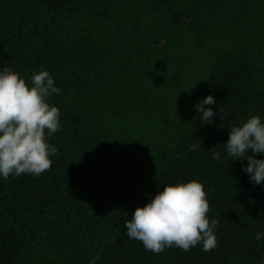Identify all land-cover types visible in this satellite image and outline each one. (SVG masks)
I'll use <instances>...</instances> for the list:
<instances>
[{"label": "trees", "instance_id": "16d2710c", "mask_svg": "<svg viewBox=\"0 0 264 264\" xmlns=\"http://www.w3.org/2000/svg\"><path fill=\"white\" fill-rule=\"evenodd\" d=\"M173 28L192 51L211 52L216 116L201 122L193 111L171 146L150 150L136 134L169 106L170 87L159 92L156 81H166L171 61L157 60L153 44L175 41ZM4 68L30 87L34 71H49L61 94L47 102L60 109L61 128L48 140L58 149L49 171L0 176V264H264V238L254 242L264 232V184L251 183L241 170L248 161L224 146L233 125L253 115L264 122V0H0ZM155 167L139 196L137 183ZM192 180L219 220L214 250L154 254L129 238L137 208Z\"/></svg>", "mask_w": 264, "mask_h": 264}, {"label": "clouds", "instance_id": "9594fccd", "mask_svg": "<svg viewBox=\"0 0 264 264\" xmlns=\"http://www.w3.org/2000/svg\"><path fill=\"white\" fill-rule=\"evenodd\" d=\"M54 94H61V89L47 70L33 72L31 87L18 72L9 68L0 71V176L5 180L25 173L39 177L51 169L50 157L57 155L58 149L48 140L61 128L60 109L47 102ZM214 104V96L209 95L195 105L201 122H212L216 112L209 106ZM219 113L222 120L227 116L220 107ZM218 146L210 152L216 161L220 160ZM224 146L234 161H248L241 170L249 174L251 183L264 184V160L256 158L264 155V122L259 115L230 127ZM149 201L125 223L129 238L141 241L146 251L160 254L175 246L189 252L200 245L210 252L218 246L219 220L208 215L210 203L201 182L168 185ZM262 238L264 232H258L254 242Z\"/></svg>", "mask_w": 264, "mask_h": 264}, {"label": "rangeland", "instance_id": "374dc122", "mask_svg": "<svg viewBox=\"0 0 264 264\" xmlns=\"http://www.w3.org/2000/svg\"><path fill=\"white\" fill-rule=\"evenodd\" d=\"M173 30L177 37L175 41L171 37L160 38L153 44L157 51V60L168 57L171 62L166 81H156L159 92L168 91L170 87L169 106L163 108L160 114H154L149 118L147 126L142 127L136 134L140 141L148 144L147 149L150 150L171 146L175 136L181 135V131L189 128L192 112L196 110L195 105L207 97L206 75L210 70L211 52L203 49L192 51L190 44L180 39V29ZM221 35H217L216 41L211 43L213 51L222 45L219 42ZM155 73L160 72L156 70ZM150 94L157 96L155 93ZM157 174L158 168L155 167V174L152 177L137 183L139 196H144L148 192Z\"/></svg>", "mask_w": 264, "mask_h": 264}]
</instances>
